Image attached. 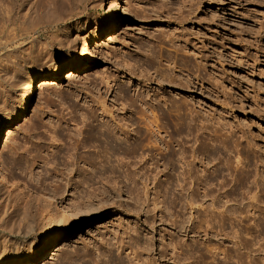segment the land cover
I'll return each mask as SVG.
<instances>
[{
  "label": "rangeland",
  "instance_id": "obj_1",
  "mask_svg": "<svg viewBox=\"0 0 264 264\" xmlns=\"http://www.w3.org/2000/svg\"><path fill=\"white\" fill-rule=\"evenodd\" d=\"M3 3L8 9L0 11V80L6 95L0 101V131L31 76L59 64L73 48L79 60L73 71L39 85L29 113L1 139L0 172L11 185L0 191L6 198L0 200V216L26 205L32 214L44 213L37 227L46 222L47 211L63 218L74 211L83 218L52 252L29 264H116L120 258L123 264H176L179 258L180 264H264V0H71L47 11L55 17L62 13L65 20L58 24L41 21L37 14L26 19L27 7ZM8 12L11 19H6ZM109 15L119 21L113 38L106 35ZM86 19V26H72ZM69 31L75 41L59 45V37ZM100 32L105 38L96 42ZM32 47L38 56L27 60ZM165 72L173 73L171 80L162 76ZM181 72L195 82L199 76V86L177 80ZM132 87L160 121L173 118L178 104L187 105L188 120H194L176 136V148L190 153V146H203L201 169L208 168L205 172L214 178L212 188L227 191L232 208L248 213L247 220L239 214L227 228L244 230L238 241L213 232L196 235L172 222L178 214V219L197 215L190 208L183 214L179 206L171 207L180 169L159 173L156 187L151 183L149 190L134 183L125 167L110 191L69 186L62 179L63 190L53 192L57 172L66 170L60 152L68 145L52 144L53 135L64 138L62 127L74 132L72 124L80 126L82 120L100 125L113 113L128 120L132 110L124 92ZM104 110L105 118L100 116ZM81 174L99 178L90 167ZM73 175L71 182L79 179V172ZM86 194L92 196L89 207L71 206ZM252 203L254 209L247 212ZM39 236L23 235L17 228L10 232L0 222V255L23 254L40 243ZM134 251H141L142 259Z\"/></svg>",
  "mask_w": 264,
  "mask_h": 264
},
{
  "label": "bare ground",
  "instance_id": "obj_2",
  "mask_svg": "<svg viewBox=\"0 0 264 264\" xmlns=\"http://www.w3.org/2000/svg\"><path fill=\"white\" fill-rule=\"evenodd\" d=\"M3 1L0 0V11L8 9L4 8ZM64 1L67 4L68 2L71 3V0H11V4L18 5L22 9L27 7L26 11L22 13V16L26 19L33 18L37 14L41 21L57 23L65 20V17H63L61 12L59 16L55 17V14L52 12L62 9L65 6L63 4ZM8 14L9 12L6 19H11ZM108 19L111 25L106 35L113 38L118 31L117 25L119 21L115 15H109ZM86 25L87 19L84 21L76 20L72 26L77 30ZM74 29L72 28V30ZM104 38V33L100 32L95 36L94 40L98 42ZM74 41L75 38H72V34L69 31L59 37L57 43L63 46ZM45 47L46 45L43 44L39 47V51L41 53L42 51H46ZM75 53L76 49H71L63 56L59 64L47 67L48 71L39 77L31 76L29 78L19 102L12 104L8 116L5 118L7 119L8 117V121L5 129L0 131V146L5 131L11 130L16 122L31 110V101L37 93L39 85H42L41 83H50L47 80L61 78L63 74L73 71L79 66V60ZM96 55L97 49L94 46L91 52L94 60L97 58ZM37 56L34 54L32 47L31 51L26 54V59L33 60ZM162 76L171 80L173 73L165 72ZM183 78L186 79V82L199 86V76H196L197 82H195L190 77V74L186 72L183 77L181 76L177 80L183 83ZM1 82L0 80V101L2 96L6 95V88ZM124 96L129 100L132 110V116L128 120L117 118L118 115L113 113L110 119H105L100 125L94 124L93 120H82L80 126H78V123L72 124V126L77 127L74 132H71L72 129L70 127L63 126L61 133L65 135L64 138L60 139L57 134L53 135L52 144L57 143L58 147L62 141L68 142L66 148L60 152V156L65 158L64 167L66 170H62L61 173L57 172L59 176L53 184V192L57 194L63 190L62 179H65L64 184L69 186L87 185L93 186L97 190L110 191L120 181L125 167L129 170V176L130 174L133 176L134 183L141 182L149 190L151 183L156 187L159 173H164L166 170L176 171L180 169L176 175L175 185L172 187L171 207L176 208L179 206V212L183 214L190 208L196 211L197 215L192 216L193 214H191L189 217L178 219V214L172 219V222L176 223V225L179 223L178 225L181 229L193 232L196 235H208L213 232L218 235L225 234L226 237L237 239V241L239 238H242L244 230L238 231L232 229L229 232L227 228L229 223H233V219H236L239 214H243V211H237V209L232 208L233 205L229 204L232 199H229L230 195L227 191H220L218 189L216 193L215 189L212 188L214 178L209 177L205 172L208 171V168L201 169V166L204 165L203 157L201 156L203 146H190V153L186 149L179 150L176 148V136L194 120L193 117L188 120L187 110L189 109L187 105L184 102L178 104L176 109L178 112L173 118L164 116L160 121L154 113L153 106H150L148 101L140 95L136 87H132V89L128 88L124 92ZM3 110H6L5 106ZM104 113L105 110L100 114L103 118L107 115L106 113L104 115ZM162 166L164 168H161ZM86 167H90L91 171L97 169V176L99 178H83L81 172ZM77 172H79V179L71 182L74 176L73 173ZM60 176L62 178H59ZM9 184V180L0 172V191L9 187ZM176 190L180 192L176 193ZM137 195L139 196V194ZM253 196L256 197L257 195ZM2 199L6 200V198L0 196V200ZM7 200L11 202L10 199L7 198ZM207 202L208 204H205ZM62 203L68 210H71V206L77 207L79 203H83L89 207L92 203V196L90 194L87 196L86 194L80 200L74 198L71 206L64 200H62ZM249 205L250 207L247 212H251L255 204ZM245 206L243 205V207ZM42 215H44L42 210L37 211V215H35L25 205L23 208H16L8 212L5 218L0 216V222L5 223L10 232L15 231V228H17L19 233L23 235H30L31 233L40 234V243L33 245L29 250L24 251L23 254L19 251L0 255V264L40 262L49 251L52 252L53 246L57 241L68 235L67 233L71 225L83 219L79 213L74 211L67 218L59 217L55 214L49 215L47 211L45 215L46 222L37 227L35 224L36 219ZM248 216V213H245L242 215L241 220H247ZM123 244L124 241L121 242L122 246H124ZM209 250L213 251L216 248L211 247ZM134 252L136 253L135 258L137 260L142 259L143 255L141 251ZM24 254L25 256L22 257ZM114 261L117 260L115 259ZM123 263L121 258L116 262V264ZM144 263L152 264L151 262ZM138 264H140L139 261ZM176 264H180V258L176 261Z\"/></svg>",
  "mask_w": 264,
  "mask_h": 264
}]
</instances>
